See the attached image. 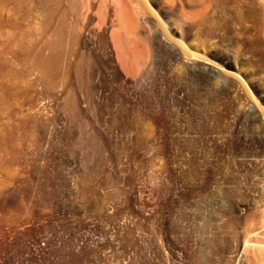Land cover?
I'll list each match as a JSON object with an SVG mask.
<instances>
[{"label":"rangeland","instance_id":"obj_1","mask_svg":"<svg viewBox=\"0 0 264 264\" xmlns=\"http://www.w3.org/2000/svg\"><path fill=\"white\" fill-rule=\"evenodd\" d=\"M211 5L183 44L237 63L225 93L176 85L164 49L119 82L96 6L0 0L3 264H264V0Z\"/></svg>","mask_w":264,"mask_h":264},{"label":"bare ground","instance_id":"obj_2","mask_svg":"<svg viewBox=\"0 0 264 264\" xmlns=\"http://www.w3.org/2000/svg\"><path fill=\"white\" fill-rule=\"evenodd\" d=\"M214 1L217 0H81L85 13L90 12L89 10H92L93 6H96V15L99 21L98 26L91 30L86 44L92 49L95 60L97 59L101 67L105 71L112 73L111 75L117 76L118 80H120L119 82L122 84L127 81L126 79L128 81H135L139 77V73L152 72V62L149 65L147 64L150 51L153 50L156 53V50L160 51L164 49L172 54V58L175 61H180V65L177 64L178 67L173 70L174 74L173 71V75L171 74L172 81L176 85L182 80L184 82L186 80L191 82L192 79H195V81L204 82L203 84L213 85V87L215 86L219 91H223V93L228 92L231 87H236L239 82L235 78L239 76L237 63L230 64V61H225V59L221 58L215 50L211 49V47L209 48L210 44L208 40L203 45L189 46L183 44V41L191 36V32L194 29L196 30V27H199L203 22L202 20L207 13L206 10L211 8L209 6ZM199 8L202 9L200 10ZM209 18L206 17L205 20L208 21ZM203 31L205 30L203 29ZM207 34L209 35V33ZM224 69H228V72ZM261 117L264 120L262 114ZM259 150L258 157L264 158V142ZM219 199L217 200L219 201ZM220 202L222 201L220 200ZM236 222L233 223L236 224ZM234 224L233 226H235ZM228 225H230L229 222L226 228ZM220 226L224 225L221 224ZM226 231L224 230V232ZM222 234L228 235L227 232H222ZM230 234L228 235V239L230 237L234 238ZM225 240L224 238L223 243L218 244L220 246L219 250L216 248L218 250H216L217 254L221 255L220 257L222 255H230V249L233 248L231 242H228L233 239L227 240V243L224 242ZM229 243L230 245H228ZM220 259L223 260V258ZM3 263L4 260L2 261L1 258L0 264Z\"/></svg>","mask_w":264,"mask_h":264}]
</instances>
